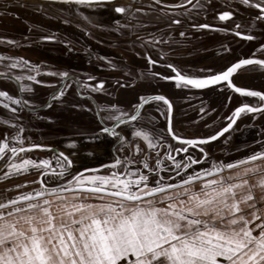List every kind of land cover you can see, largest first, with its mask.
<instances>
[{
	"label": "snow or ice",
	"instance_id": "6c2138e0",
	"mask_svg": "<svg viewBox=\"0 0 264 264\" xmlns=\"http://www.w3.org/2000/svg\"><path fill=\"white\" fill-rule=\"evenodd\" d=\"M64 2L93 7L103 6L110 0ZM239 2L259 10L255 19L264 20V0ZM162 3L163 0H153L148 7ZM183 3H191V0H182L180 4L164 7H182ZM113 10L115 13L128 14L130 18H134L135 12L143 11L133 9L130 3L117 4ZM232 15L230 11H223L218 17L226 20ZM172 23L178 24L180 21L173 20ZM116 24L119 25V21ZM193 27L211 26L200 24ZM238 28L239 24H236L232 31L242 36L241 32L236 31ZM259 50H264V45ZM4 59L12 61L6 68L27 66L39 71V65L22 57L0 56V60ZM148 62L150 65L156 63L150 57ZM253 63L264 68V60L241 58L225 70L202 78L182 75L173 65L168 64L167 67L175 75L162 78L175 81L177 87L195 89L226 81L228 87L236 93L264 101V92L238 87L230 79L241 66ZM48 74L62 78L60 89L52 94V98L56 99L63 94L67 82L73 78L66 71ZM14 79L20 81L23 77L16 76ZM27 79L44 83L38 81L35 75H28ZM74 79L80 83L78 77ZM102 86L103 81L95 86L89 85L93 91L100 90ZM20 87L22 90L24 85ZM139 100L132 114L121 111L116 105H110L109 108L115 109L118 115L101 116L100 119L101 122L114 120L116 123L111 127H101L90 138L95 141L100 134L116 136L120 152L126 150L128 154L116 155L108 164L82 168L75 174L71 171L73 161L64 152L42 144L24 145L22 127L11 137L19 146L16 143L10 146L5 134V138L0 140V159L7 156L4 178L27 173L32 167L40 170V187L0 200V264H264V175L257 176L264 173V139L253 142L260 145L257 150L229 162H209V153L202 147L231 129L242 113L259 114L264 111V103L257 106L243 103L237 106L226 127L212 135L182 138L171 127L172 105L165 96H141ZM5 101L17 105L25 103L6 91H0V105L10 108L11 105ZM149 101H162L167 105L169 121L166 132L184 145L175 150L171 145H166L168 150L164 158L159 156L163 134L138 129L135 124L131 125L133 139H127L115 131L120 124L137 121L140 108ZM11 111L15 112L16 109L11 108ZM135 138H142L147 149L157 152L154 166L148 163L152 157L141 149ZM186 146L197 148L200 157H194ZM32 149H46L53 156L50 159L20 158L17 162L15 158L18 153ZM173 150L186 153L183 160H177L171 154ZM141 153L142 158H136ZM165 158L171 162V166L164 165ZM51 160L55 161L54 166ZM202 163L208 166L192 168ZM136 164L142 165L147 172L140 167H132ZM190 168L192 170L187 171ZM234 168L240 170L227 177L223 175L224 171ZM100 169L110 171L100 174ZM150 176L154 178L150 180ZM250 177H256L258 183L252 182ZM27 183L24 182L25 185ZM257 188L261 190L259 198L254 191Z\"/></svg>",
	"mask_w": 264,
	"mask_h": 264
},
{
	"label": "flooded vegetation",
	"instance_id": "af4514ba",
	"mask_svg": "<svg viewBox=\"0 0 264 264\" xmlns=\"http://www.w3.org/2000/svg\"><path fill=\"white\" fill-rule=\"evenodd\" d=\"M181 2L182 0H163V3L160 4L161 6H155L159 9L163 8L164 11L161 12L160 10H150L148 6H141L136 0L119 1L117 2L118 4L122 3V5H127L130 3L133 9L139 8L143 10L137 12L139 15L134 21L135 23L129 18V15L124 18L126 14L117 13V15L123 16V18L111 21V24L113 23V28H110L111 30L108 31L109 34H99L94 31L96 35L99 34L97 36L102 37V40L104 39V44H100L97 41L95 42L98 49L91 41L96 39H93V36L90 35L88 36V44H83L75 40V44L69 47L72 55L69 58L64 56V58L57 61H62L64 63L65 60L66 63H68H64L65 66L67 65L79 71L80 69L92 67L95 71H98L99 75L102 77L113 72L123 75L132 73L136 81L134 85L139 81L138 85L141 87L144 85L143 81L146 80L145 78L147 76L151 78L154 77L156 78L154 82L151 81L149 83L155 89L158 88V86L163 87L169 84L168 80L162 78L163 76L174 75L172 69L167 67L168 64L173 65L181 74H187L183 73L185 69L207 70L203 71L204 73L208 72L209 69L216 70L221 66H223L222 68L224 69L241 58H258L264 60V50H259L260 46L264 45V20L255 19L259 14V10L254 7H247L241 4L239 0H191V3H183L182 7H164L165 5H177ZM117 3L112 4L111 10L114 9ZM197 4L201 7L200 15L198 14L199 11L194 7V5ZM223 11H230L233 15L226 20H220L218 14ZM112 12L116 14L114 10ZM171 13H175V15L172 16ZM176 13H180V15H176ZM126 19L127 21H125ZM173 20H179L180 23H172ZM116 21H119V25L116 24ZM137 24L140 25V29L138 30L136 29ZM200 24H207L211 27H193V25ZM236 24H239V28L236 29V31L241 32L243 34L242 36H251L253 38L246 39L235 35L232 29ZM106 25L108 24H105V26ZM171 26L177 27L175 29L176 33L166 35L159 39L160 36H158L156 32L165 33L164 31H166L167 28L170 29ZM144 27L149 29V33L145 32ZM181 32L184 33L183 36L180 35ZM201 32L205 33L199 35ZM17 33L18 31L15 29L10 31V34L13 35ZM151 33L152 35L146 37ZM9 38L16 40L13 39L14 37ZM52 39H54V37H52ZM145 43H148L152 47H147ZM16 44L17 43L13 44L7 42L5 53L0 52V56L19 57L18 55L26 52L24 51L26 49L24 43H18L17 45H19V48L14 46ZM117 45H123L121 48L128 51V54L117 53L114 48ZM52 46L54 49L58 48V50H61L66 46V43L62 38H59V41H52ZM77 47H82L83 50L82 48L78 50L79 48ZM95 48L97 50H94ZM100 57H106V59H100ZM149 57L156 63L150 65L148 62ZM24 60L26 59L24 58ZM129 60L133 63L130 64ZM6 61L9 65L12 63L10 59H6ZM30 62L40 67L42 66V64H38L36 60H31ZM95 62H100L99 64L104 62V67L99 64H93ZM40 67L39 69L41 70L42 67ZM245 67L248 69V66ZM0 68H4L9 74H11L12 71L26 69V67L12 69L2 67L1 65ZM247 69L245 70L247 71ZM257 70L259 71L255 70L256 72L254 74L260 76V78L256 79V76H253V74L246 73L247 75H245L241 83L238 81V84L264 92V68L260 66ZM156 73L160 75H154ZM28 75L33 74L26 73V76ZM84 75L85 76H82V78L79 77V84L81 86L80 89H82L83 85V90L85 91V88L89 87V85L85 83L89 75L86 73H84ZM37 76L36 74V77ZM72 78L70 84L73 85L75 89L79 90L78 83L76 79H74L75 77ZM106 79H112V77H106ZM22 80V83L19 85H24L23 88L32 87L34 83L37 85H44V83L29 81L27 77H23ZM114 81H117V79ZM82 82L85 84H82ZM234 82L237 83L236 81ZM222 85L224 88H228L225 83ZM260 103H263V101ZM254 116L257 120H264V112ZM254 116H252V118Z\"/></svg>",
	"mask_w": 264,
	"mask_h": 264
},
{
	"label": "rangeland",
	"instance_id": "374dc122",
	"mask_svg": "<svg viewBox=\"0 0 264 264\" xmlns=\"http://www.w3.org/2000/svg\"><path fill=\"white\" fill-rule=\"evenodd\" d=\"M137 1V0H136ZM139 5L141 6H148L150 3H153V1L151 0H138L137 2ZM118 4V3H117ZM122 4V3H120ZM112 4H104L103 6H93L90 7L88 5H51V4H45V3H36V2H31V1H16V0H0V36H6L8 34H10V31L12 29H15L18 31V33L20 34V37L18 36L19 40L17 42V44L19 42L24 43L26 46V49L24 51H26L25 53H21L20 55H18L19 57H24L26 60H37L40 64H42V69L37 72V71H32L33 75L36 76V74H38L40 77H36V79L38 81H43V77H41V75H45L48 77V73H52V72H58V71H66L69 74V77H81L85 76V75H80L81 73H86L87 75H89V77H95L97 83L99 81H102L100 79L104 78L101 75H99L98 71H95L92 67H88V68H84V69H80V71L78 69L75 68H71L69 66H64L61 64H57L56 62H53L55 59H57L58 57L56 55L61 54V56H65L67 58H69L72 55V52L70 50V45L75 44L74 41H80L83 44H88V40L90 35L93 36V39L96 40H91L92 44L95 45V47L98 49L97 45H96V41L100 44H104V39L102 40V37H99L97 35L99 34H106L108 33L109 30H111L110 28L112 27L111 21L112 20H118L123 18V16H119L116 14H113V10ZM155 6H161L160 4H154L153 7L150 8V10L153 11H159L160 9L155 7ZM195 10V8H194ZM196 10L199 11V15L201 12V7L198 6L196 7ZM137 14V16H136ZM172 16L175 15V13H171ZM116 15V16H114ZM139 13L135 12L134 13V18H131V20L134 22L136 20V18L138 17ZM142 15V14H141ZM128 16V14H126L124 16V18H126ZM87 18V19H85ZM130 18V17H129ZM127 21V19L125 20ZM135 23V22H134ZM105 24H108L105 26ZM177 27L175 26H171L170 29L167 28L166 31H164L165 33H160V32H156L159 37V39L163 38L166 35L169 34H175ZM136 29H140V25L137 24ZM142 29V28H141ZM144 30L146 33H149V29L147 27H144ZM98 32L99 34L96 35V32ZM136 32V31H135ZM87 33V34H86ZM205 32H201L199 35H202ZM109 34V33H108ZM11 35V34H10ZM8 35V36H10ZM151 34L147 35L146 37H149ZM13 37H15L12 34ZM43 37H55L57 41H59V38H62L65 43L66 46L61 49L58 50V48L54 49V47L50 44H48V42H44L43 41ZM1 38V37H0ZM88 38V39H87ZM23 39V40H21ZM91 39V38H90ZM143 40V39H142ZM6 38H1L0 39V45H5L3 49L0 48V52L1 53H5V47H6ZM14 45L17 48H19V45ZM145 45L147 47H152L151 45H149L148 43H145ZM39 46H42L43 48H40ZM123 45H117L115 46V51L119 54H128V51L123 50L121 47ZM75 48V47H74ZM79 48L78 50H80L82 47H77ZM94 50H97V49ZM76 49V48H75ZM83 50V48H82ZM28 51V52H27ZM104 51V50H103ZM94 56V54H93ZM93 61V60H92ZM91 61V62H92ZM64 63H66V61L64 60ZM100 63V62H99ZM98 62L93 63V64H99ZM104 62H102L101 65L102 67H104L103 65ZM129 63L132 64L133 62L129 60ZM9 65V63L6 61V59L4 60H0V65L2 67H5L6 65ZM68 64V63H66ZM129 64V65H130ZM92 65V64H91ZM93 66V65H92ZM40 67V68H41ZM21 68V67H19ZM1 70H5L4 68H0ZM25 69V68H24ZM203 71H207V70H203ZM199 70V69H193V70H187L185 69V71H183V73H187L189 75L192 74H203L204 72ZM37 72V73H35ZM18 76V75H17ZM21 77H27L26 73H23V75H19ZM52 77H56L58 78V82L60 83L62 81V78L59 77L58 75H49ZM148 79H151L152 82H154V80L156 78L154 77H149ZM147 79V81H148ZM54 81H56L55 79L52 78H48V82L49 84L53 83ZM35 82V81H34ZM71 83V79L67 82V84ZM125 83H130L128 80L125 79ZM139 81L134 85L133 83H130L128 85H134V87L129 86L128 88H122L120 86H117L116 88V99L119 100V103L122 104L123 100H127L130 98V95L135 92L138 95V101L139 98L142 96L141 94L138 93V91L140 90V86L138 85ZM82 84H85L84 82H82ZM88 85H90L89 83H87ZM123 84V82H122ZM107 86H113L110 83L106 84ZM39 86L37 84L34 83V87ZM84 86L82 85V89L81 91L84 92ZM104 92V91H101ZM163 92L165 94H168V92H170L169 90H163ZM171 93V92H170ZM178 92L174 91L173 92V96L177 97V109L175 112V123H176V127H178L176 130L175 128L173 129L175 134H181V135H194V136H198L200 133H204L203 135H207L210 132H212L213 130H215L216 125L222 124L221 122L223 120H220L223 117H228L232 111H230V109L225 110L222 114L220 118H217L219 120L216 119V121L220 122L215 125L213 123H209L211 120H213L214 118H216V113L218 110H213V106L209 105L208 108L206 109L205 112L204 109L203 111H201V109L197 111L194 110V107H196L194 105V107L192 108H187L186 109V102H188L187 100H180L181 98H179V94H177ZM24 99L27 98L26 94L22 95ZM60 98V96H59ZM120 98V99H118ZM58 100V98H57ZM249 100L246 99V101ZM243 101H245L244 99L242 101H238V104L244 103ZM75 102H77V100H75ZM210 102L213 104L214 102L212 100H210ZM54 104V102H53ZM137 103H135L134 105H136ZM236 106L233 105L231 107V109L233 110ZM98 110L96 109L95 104L93 103L91 105V109H94V111L90 112L87 115V118L91 119L92 122H96L100 125L101 116H106V114L104 113V105H102L101 103H98L97 105ZM71 109L74 110V107L71 106ZM216 116V117H215ZM81 116L77 115V119H80ZM251 117L246 116L243 117V119L240 121L239 126H241L240 128L238 127V129L242 130V128H244L246 125L244 123L248 122V120ZM256 118V117H255ZM258 124V123H256ZM165 125V124H164ZM221 127V126H219ZM218 127V128H219ZM217 128V129H218ZM262 131L264 130V127L261 128ZM236 130V129H235ZM237 132V131H236ZM233 134V133H232ZM232 134L230 136H232ZM264 134V133H263ZM200 136V135H199ZM264 139V138H262ZM260 138V140H262ZM136 142L139 143L141 149L144 152H148L149 155L152 157L148 163L151 164H155V157L157 155V152L154 153V151H150L147 149V146L145 145L146 143L143 141L142 138L140 139H135ZM167 142L171 143L172 145L175 144V141L173 138H169L167 140ZM176 146V144L174 145ZM180 146V145H178ZM253 145H237V146H233L231 148H227L226 150H221L218 151L216 150V152H214V154L212 156H210L213 160H219L221 159L223 161L222 157H219V154H222L223 157L226 155H233L236 152L248 149L250 147H252ZM213 147V145H212ZM120 148H117V153H120L119 155H127V151L125 150L123 153L120 152L119 150ZM160 151V148H159ZM166 151L162 150L159 152V156L161 158H164V153ZM214 155H216L217 157H214ZM114 157V155H113ZM6 156L0 161V165L4 162ZM136 158H142V153L138 154V156ZM199 158V157H198ZM112 160V159H111ZM82 161V159H81ZM212 161V160H211ZM165 162H169L166 158L164 159V163ZM82 163V162H81ZM86 163V162H85ZM85 164L83 163L82 166H84ZM86 166V165H85ZM132 167H140L143 171L147 172L146 169H143V166L140 164H136V165H132ZM122 170V169H121ZM6 172V171H4ZM0 173V182L3 180H13V177H9V178H4L3 173ZM107 171H104V174H107ZM152 177V176H150ZM10 182V181H9ZM6 182V183H9ZM1 185L5 184V183H0ZM2 187L0 186V193L1 192ZM10 191H12V189H8L7 193H10Z\"/></svg>",
	"mask_w": 264,
	"mask_h": 264
},
{
	"label": "crops",
	"instance_id": "0c3cea01",
	"mask_svg": "<svg viewBox=\"0 0 264 264\" xmlns=\"http://www.w3.org/2000/svg\"><path fill=\"white\" fill-rule=\"evenodd\" d=\"M12 72L11 74H9L8 71H3L0 69V73H6V75H0V91H6L10 96L22 100L25 103L17 105L11 104V102L9 101H5V103H9L11 105L10 108H5L3 105H0V140H3L5 138V134H7V142L10 144V146L13 143H16L17 146H19L18 142H13L11 140V137L19 131L20 127H22L24 130L21 133V136L24 138V145H28L30 143L42 144L51 146L61 152H64L73 161V167L71 168L73 174H75V172L81 170L82 168H85V165L82 166L84 162H92L94 160H98L100 162H98L97 164L100 165L109 163L111 161L112 158L108 157V150L113 146L116 139L113 140L112 136L110 137L108 134H100L99 138L95 141L90 139L94 134L99 132V129L102 126L96 122H92L91 119L87 118V115L90 112L94 111V109H91V105L93 104V102L88 98L85 91L79 92V90L74 89L75 87H73V85L67 84L63 94L60 95V98L58 97V100L57 98L51 99V101L50 96H52V94L55 93L60 87V84L57 83L58 78L49 76L50 74H48V77L45 75H41V77H43L44 85L27 87L21 90V85L19 84L22 83L23 80L21 79L20 81L16 82L14 80H9L7 76H11L13 78L17 75H23V73L13 75L16 72ZM32 73L33 72H30L29 74ZM37 77L40 76L38 75ZM106 77H112V74L110 75L109 73L108 75L104 76V78ZM48 78L55 79L56 81L49 84ZM239 78L240 75H237L235 77L236 80H239ZM241 81L242 79L239 80V83H241ZM106 91H108V89H104V94H108V92ZM189 91L190 90L181 91L184 96L181 95L179 96V98L186 97L187 95L191 97L193 96V93H199L190 91V94H188ZM23 94H26V99L23 98ZM214 94L215 93H211V97L217 96ZM113 97L114 100H112V97H107L106 99L104 98L105 100L103 105L104 113L106 114V116L115 115L114 112L110 113L107 111L110 105H116L117 108L123 106V104H120L118 102L115 95H113ZM169 97L171 99L174 97L173 92L170 93ZM75 100H77V102H75ZM186 104H188V102H186ZM71 106L74 107V110L71 109ZM150 106L151 105H149V107ZM128 107L131 106H125L126 110H124L127 113H129L132 108ZM11 108H15L16 111H11ZM77 115L81 116V118L77 119ZM111 121L112 120H104V127H110L112 125ZM175 122L176 121L174 118L173 126L176 130H178ZM248 124L250 123L248 122ZM13 125H15V127H13ZM131 125L121 130L122 135L127 139H133L131 137V131L133 130ZM247 127L249 128L245 127V129L238 132V134L234 133L232 134V136H229L228 134V136H225V138L219 144H214L213 147L209 146L208 148H205V151L209 153V162L213 160L210 156H212L214 152H216V150H226L227 148H231L239 144L253 146L248 149L236 152L233 155H226L223 157L222 154H219L218 156L222 157L224 162H229L244 157L252 151L257 150L260 145L253 142L258 140L257 136H259V134L254 128H252V126L248 125ZM135 139L138 140L140 138ZM195 153L198 157H200L201 153L198 150H196ZM119 154L120 153H118V155ZM52 156V153L35 151L30 154H25L24 156H19L18 158H16V160L18 162L20 158L32 157V159H36L51 158ZM214 157L217 156L214 155ZM1 160L2 159H0V161ZM216 161L222 160L219 159ZM207 166L208 164L202 163L200 165H193L192 168ZM192 168L188 169L187 171H191ZM107 170L109 171L110 169L103 170L100 174H104V171ZM239 170V168H234L230 171L226 170L223 172V175L227 177ZM4 171L7 172V168H5ZM259 175H264V173L257 174V176ZM39 176L40 170L30 167L27 173L12 175L13 180L6 179L1 181L0 183L5 184H0L3 189L1 190L2 193H0V200L15 196L19 192H27L31 191L32 189L39 188ZM153 178L154 177H150V180ZM250 180H252V182L258 183L256 177H250ZM25 181H28L29 183L25 185ZM17 184L22 185V187L15 188L14 185ZM8 189H12V191H10V193H7ZM254 191L257 198H259V196L261 195V190L257 188ZM70 195L71 194L69 193V196ZM54 207L56 206L54 205ZM242 207L244 206L242 205ZM245 210L247 211V209Z\"/></svg>",
	"mask_w": 264,
	"mask_h": 264
},
{
	"label": "water",
	"instance_id": "95a60500",
	"mask_svg": "<svg viewBox=\"0 0 264 264\" xmlns=\"http://www.w3.org/2000/svg\"><path fill=\"white\" fill-rule=\"evenodd\" d=\"M16 1H31V2H36V3H45V4H51V5H77L75 4L74 2L73 3H65L64 0H16ZM119 1H122V0H110V2H106L105 4H114V3H117ZM86 5V4H85ZM10 35V34H8ZM0 36L1 38H6V43L9 42V41H15L16 43L18 42L19 38L18 36L20 37V34L17 33L16 35H14L15 37L13 39H16V40H12L11 38L9 37H13L12 34L10 36ZM241 38H245L247 36H239ZM0 38V39H1ZM56 38L54 37V39H43L44 42H48V44L52 45V41L56 42L57 40H55ZM23 40V39H21ZM24 41V40H23ZM21 43V42H19ZM15 44V43H13ZM5 45H0V48L3 49ZM40 48H43L42 46H39ZM58 58L55 59L53 62H56L57 64H61V65H64L65 64L61 61H57V60H60L61 58H64L63 56H61V54H58L56 55ZM253 60H258V58H251ZM34 60V59H33ZM259 60H262V59H259ZM27 61H31V60H27ZM37 61V60H36ZM38 62V61H37ZM39 64V62H38ZM67 66V65H66ZM245 66H248V69L245 67ZM245 66H241L242 68L245 67V68H241V69H238L236 73H234L232 75V77H230L232 83L238 87H244V86H241L238 84V81L240 79H243L245 77V75H247L246 73H251L253 74V76H256L254 73L256 71H259L257 70L258 68H260V65L258 64H250V65H245ZM26 69H22V70H16V71H13L12 73H15L13 75H17V74H21V73H30L34 70H31L29 67L25 66ZM223 66L219 67L218 69H214V70H211L209 69L208 72L204 73V74H192V75H189V74H182V75H187L189 77H197V78H202V77H205V76H208V75H212V74H217L219 73L220 71H223L225 70L226 68H222ZM247 69V71L245 70ZM256 70V71H255ZM112 74V79H106V78H102L100 80L103 81V86L100 90H97V91H93L91 87H88V88H85V91H86V95L88 96V98L90 100H92V102L95 104L96 106V109L98 110L97 108V105L98 103H101L102 105L104 104V100L107 98V97H112V100H114V97L113 95L116 96V88L117 86H120L122 88H128L129 86H132L134 87V85H128L130 83H135V79L133 78L134 77V74L132 73H126V74H121V73H110V75ZM181 74V73H180ZM80 75H84V73H81ZM175 75V73H174ZM237 75H240V78L239 80H236L235 77ZM7 78L9 80H14V77L12 78L11 76H7ZM149 76H147L143 82H144V85L140 88V90L138 91L139 94H141L142 96H148V95H163L167 98V100L171 103L172 105V110H171V113H170V120H171V127L172 129H174V126H173V119L175 117V112H176V109H177V97H173L172 99L169 97L170 96V92H178L177 94L179 95H183L181 93V91H194V92H199V93H193V96H186V97H180L181 99L180 100H187L188 101V104H186V109L187 108H192L194 107V105L196 107H194V110L198 112L199 109H204L203 112L206 111V109L208 108L209 105L213 106V110H218L217 113H216V118H214L213 120H211L209 123H213L215 122L214 124L216 125L218 121H216L217 118H220L221 117V114L225 111V110H228L230 109L231 114L228 116V117H223L221 118L220 120H223L221 123L222 124H219V125H216V127L218 128H215V130H213L212 132H210L209 134L207 135H203L204 133H200L198 136H194V135H181V134H176V135H179L181 136L182 138H202V137H207L209 135H212L214 134L215 132L217 131H220L221 128H224L226 127V125L230 122V117L232 116V113L234 111V109L237 107V106H240L241 104L237 105L238 104V101H242L243 99L245 101H243L244 103H248L250 105H253V106H257L260 104L261 101V98H258V97H249L247 95H241L239 93H236L234 91V89L232 88H229L228 87V83L226 81H223V82H218L216 85H210V86H206L205 88L203 89H195V88H192V87H188V88H185V87H177L176 86V83L175 81H172V80H168L169 84H166L165 86H158V88H153L152 85L149 83L151 82L152 80L151 79H148ZM256 79L257 78H260V76H256L255 77ZM1 79V78H0ZM117 81H114L116 80ZM125 79L128 80L130 83H125ZM148 79V81H147ZM98 79H88L85 81V83H89L91 86H95L97 84V81ZM234 81H236L237 83H235ZM17 82V81H16ZM123 82V84H122ZM138 82V81H137ZM61 83L62 81L59 83L60 84V87H61ZM107 83H111L113 86L115 87H112V86H107L106 84ZM226 84L228 88H224L222 84ZM105 84V86H104ZM60 87L58 88V90L60 89ZM80 84H78V88H79V92H82L81 89H80ZM244 88H247V87H244ZM75 89V88H74ZM104 89H108V94H104V92H101V91H104ZM249 90H253V91H260L262 92L261 90H256L254 88H247ZM57 90V91H58ZM163 90H169L170 92H168V94H165L163 92ZM56 91V92H57ZM190 91L188 94H190ZM211 93H215L214 95H217L216 97H211ZM184 96V95H183ZM249 97V100L246 101V99H248ZM105 98V99H104ZM53 99L52 96H50V100ZM120 99V98H118ZM210 100H212L214 103L212 104L210 102ZM52 101V100H51ZM50 102V101H49ZM119 102V100H118ZM137 103L139 104L140 103V100L138 101V95L133 92L131 95H130V98L127 99V100H123L122 104L123 106L122 107H118V109H120L121 111L125 112L124 110H126L125 106H131V107H128V108H131V111L129 112V114H132L136 111V109L134 108V104ZM264 103V101H263ZM136 104V105H137ZM149 105H151L149 107ZM235 105L236 107L232 110L231 107ZM220 107V108H219ZM108 112L110 113H115V115L113 116H116L118 115L117 111L115 109H111L109 108L107 110ZM140 112V115L137 119V121H133V122H130L129 124L125 125V124H120L116 127L115 131L122 134L121 130H123L124 128H126L127 126L131 125V124H135L136 127L138 129H141V130H145V131H149L150 133H155V134H163V140L161 141V146L159 147L160 148V151L162 150H165L167 151V147L166 145H171L172 148L175 150V149H178L184 145H182V142L181 141H177L174 139L175 141V144L176 146L172 145L171 143L167 142V140L169 138H172V136L170 134H168L166 132V129L168 127V121H169V113L167 112V105H165L162 101H149L148 103H145L142 105V107L140 108L139 110ZM264 111H261L259 114H262ZM117 113V114H116ZM198 113H201V112H198ZM257 113H242L239 117L236 118L235 120V123L233 124V127L231 129H229L227 132H224L222 133V135L220 137H218L215 141H211V142H208L207 144L205 145H202V147L205 148H208L209 146H212L214 144H219L224 138L225 136H229L233 133H236L238 134V132L242 131L246 128H249L247 127L248 125L252 126V128H254L259 136H257V139L259 140L260 138H264V130L262 131V127H264V120H257L256 118L253 119L252 116L256 115ZM246 116H249L251 117L248 122L250 124H248V122L245 123V127L242 128V130L238 129V127L240 128L241 126H239V123L240 121L243 119V117H246ZM219 120V119H217ZM219 120V121H220ZM112 125L114 123H116V121L112 120L111 121ZM220 123V122H218ZM258 123V124H256ZM165 124V125H164ZM100 125L102 127H104V121L103 122H100ZM111 125V126H112ZM110 126V127H111ZM236 129V130H235ZM237 131V132H236ZM110 137L112 135L108 134ZM112 139H116L115 143L113 144V146L111 148H109L108 150V153H109V158H113V155L116 156L118 155L117 153V148H120V144H119V140H118V137L116 136H112ZM180 145V146H178ZM242 145V144H241ZM188 147V150L189 152L196 158H198L197 154L195 153L196 150H198L197 148L195 147H192V146H186ZM53 148V147H52ZM56 149V148H55ZM172 151V155L177 159V160H183V158L185 157L186 153L184 152H176V151ZM35 151H40V152H46V153H52L51 151H48L46 149H32L31 151H25L23 153H18L17 154V158L19 156H24L25 154H30L32 152H35ZM159 151V152H160ZM61 152V151H60ZM154 153H156V151H154ZM53 154V153H52ZM32 158V157H30ZM16 159V158H15ZM50 159V158H49ZM7 161V156L4 160V162L0 165V173L3 172L5 170V163ZM100 162L98 160H94L92 162H84L85 165V168H94V167H97V166H91V165H98L97 163ZM51 163L52 165L54 166L55 165V161L54 160H51ZM104 164H108V163H104ZM151 165H155V164H151ZM164 165L166 166H171V162H165ZM72 167H73V164H72ZM103 170H106V169H100V173L103 171ZM110 171V170H109ZM162 175H166L167 173H161ZM13 197V196H12ZM11 198V197H9Z\"/></svg>",
	"mask_w": 264,
	"mask_h": 264
}]
</instances>
